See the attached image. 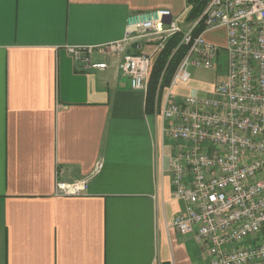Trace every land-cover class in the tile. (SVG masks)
Returning <instances> with one entry per match:
<instances>
[{
	"label": "crops",
	"instance_id": "obj_1",
	"mask_svg": "<svg viewBox=\"0 0 264 264\" xmlns=\"http://www.w3.org/2000/svg\"><path fill=\"white\" fill-rule=\"evenodd\" d=\"M173 2L0 0V264L211 263L172 225L184 204L160 158L172 146L159 99L148 109L123 53L107 49L133 14ZM70 46L93 47L107 67L84 68ZM154 47L139 38L126 52ZM88 177L84 193L57 194V182Z\"/></svg>",
	"mask_w": 264,
	"mask_h": 264
},
{
	"label": "built area",
	"instance_id": "obj_2",
	"mask_svg": "<svg viewBox=\"0 0 264 264\" xmlns=\"http://www.w3.org/2000/svg\"><path fill=\"white\" fill-rule=\"evenodd\" d=\"M203 18L204 28L195 26ZM221 30L223 41L208 38ZM182 31L188 46L171 84L159 99L164 147L173 196L184 207L172 221L181 233H194L209 252L210 264L264 261V0H209L200 18L183 29L170 8L133 14L125 38L107 49L123 53L121 70L132 89L147 91L153 54ZM145 38L153 53L126 52L129 41ZM140 47V46H139ZM84 68H106L93 60V47L70 46ZM226 59H224L223 54ZM224 59V60H223ZM225 63L226 77L205 96H177L174 87L191 80L190 67ZM163 144V146H164ZM101 165H99L100 167ZM89 177L57 182V194L80 195Z\"/></svg>",
	"mask_w": 264,
	"mask_h": 264
},
{
	"label": "trees",
	"instance_id": "obj_3",
	"mask_svg": "<svg viewBox=\"0 0 264 264\" xmlns=\"http://www.w3.org/2000/svg\"><path fill=\"white\" fill-rule=\"evenodd\" d=\"M208 2L209 0H187L188 10L183 23L190 26L197 21L203 14ZM203 28L204 20L202 18L195 26L194 33H199ZM181 38L182 31L171 35L165 47L158 52L153 60L147 90L148 109L155 105V100L159 99L160 92L171 84L172 78L188 50L187 45H180Z\"/></svg>",
	"mask_w": 264,
	"mask_h": 264
},
{
	"label": "rangeland",
	"instance_id": "obj_4",
	"mask_svg": "<svg viewBox=\"0 0 264 264\" xmlns=\"http://www.w3.org/2000/svg\"><path fill=\"white\" fill-rule=\"evenodd\" d=\"M173 3L174 4L169 6V8L174 12L176 17L179 18V20L182 23V26H186L187 24L185 25V23H183L184 18L186 16V12H187L185 10L187 7L186 1L185 0H175V2H173ZM222 34H223V32L221 30L210 32L208 34V38L222 42L223 41ZM222 54H223L224 59H226L224 53H222ZM189 71L191 72V82L189 83V85L198 87L197 89L192 90L191 94L192 95H198V96L207 95L209 89L211 88L210 87L211 85H215V84L221 82L226 77V66H225L224 61L222 63L219 62L215 67L210 68V69L203 68V67H190ZM166 88H164L160 92L159 99L161 98V96H162V94ZM181 88L184 91L189 92V90L186 87L182 86V87H180V89ZM167 146H168V144H167ZM166 153L169 154V150H167ZM257 264H264V261L257 263Z\"/></svg>",
	"mask_w": 264,
	"mask_h": 264
}]
</instances>
